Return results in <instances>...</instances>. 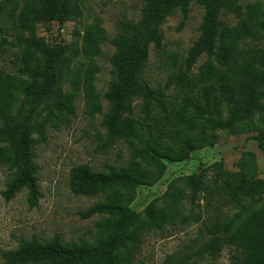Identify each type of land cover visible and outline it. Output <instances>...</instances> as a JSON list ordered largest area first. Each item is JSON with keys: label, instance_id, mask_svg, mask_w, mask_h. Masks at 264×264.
I'll return each mask as SVG.
<instances>
[{"label": "trees", "instance_id": "16d2710c", "mask_svg": "<svg viewBox=\"0 0 264 264\" xmlns=\"http://www.w3.org/2000/svg\"><path fill=\"white\" fill-rule=\"evenodd\" d=\"M138 1L142 3L139 20L119 24L117 35L110 41L114 49L110 60L112 81L103 96L108 112L101 122L111 143L129 145L130 159L126 166L107 173L77 166L69 174V189L74 196L103 198L81 214L84 220L102 219L96 225L98 238L93 243L66 244L58 236L44 244L36 240L21 242L16 250L4 254L2 264H136L145 235L199 222L200 215L185 214L184 204H193L203 191L207 204L212 196L203 185L202 175H190L184 179L190 195L184 189L166 192L142 213L134 212L130 205L136 190L155 186L165 172L164 162H182L191 152L212 147L216 137L207 131L235 136L257 115L263 129L251 140L264 155V49L239 51L242 42L261 40L264 15L258 13L257 7H250L244 17L238 0ZM191 4L201 7L204 13L186 66L191 68L203 56L214 58L218 67L209 64L203 76L221 82L226 117L221 118L222 103L212 102L209 93L204 92V105H195V115L183 121V130L188 132L200 124L196 138L176 145L165 141L169 133L164 132L158 137L149 133L140 141L143 127L132 117L134 103L139 101L145 112L154 103L164 108L162 93L142 79L149 49L162 48L161 28L166 19L177 11L186 17ZM222 14L232 16L238 23L225 26L220 20ZM5 16L26 37L21 39L22 67L18 74L0 70V168L11 174L1 196L9 202L27 191V202L35 208L41 195L33 146L44 141L48 127L57 129L65 123V116L74 114L79 95H83L89 117L101 112L102 101L95 88L99 67L94 61L101 56L107 37L99 23L89 25L81 37L77 34L81 45L70 56H66L65 47L48 48L37 37L36 22L79 19L81 0H0V19ZM78 58L87 62V68L76 66L70 73L71 64ZM69 74V90L64 91L62 83ZM217 187L237 212L204 227L210 239L201 247V255L216 259L227 247L234 252L233 264H264V181L226 174Z\"/></svg>", "mask_w": 264, "mask_h": 264}, {"label": "rangeland", "instance_id": "374dc122", "mask_svg": "<svg viewBox=\"0 0 264 264\" xmlns=\"http://www.w3.org/2000/svg\"><path fill=\"white\" fill-rule=\"evenodd\" d=\"M238 2L244 17L250 7H257L258 13L264 15V0ZM141 9L142 3L138 0H81L79 19L62 23H35L37 37L45 46L65 47L66 56L79 49L81 39L77 34L81 37L85 29L95 23L102 26L107 42L102 46L101 56L94 61L99 67L95 88L102 101V110L89 117L83 95H79L74 103V114L65 116V123L59 124L57 129L48 127L44 132V141L33 146V163L37 168L41 195L35 208H31L27 202V191L17 194L9 202L3 200L1 193L11 174L6 168H0V264L4 262V254L16 250L21 242L36 240L44 244L53 236H58L66 244L81 241L93 243L98 238L96 225L102 219L92 217L84 220L81 214L102 202L103 198L74 196L69 189V174L77 166H88L95 172L107 173L126 166L130 159L129 145L111 143L101 122L108 112L103 96L112 81L110 60L114 49L110 41L117 35L119 24L139 20ZM203 13V9L196 4L190 5L186 17L178 11L174 12L161 28L164 36L162 48L149 49L142 79L151 89L162 93L164 108L154 103L145 112L139 101L134 103L132 117L143 127L140 141L145 140L149 133L158 137L164 132L169 133V139L165 140L167 143L177 145L182 140L194 139L199 133L200 124L197 123L195 129L188 132L183 130V121L185 117L195 115V105H204V92L209 93L212 102L222 103L221 82L203 76L209 64L218 67L214 58L203 56L191 68L186 66L188 51L199 36ZM220 20L228 27L238 23L237 19L226 14H222ZM25 37L26 34L13 27L10 18L5 16L0 19V70L4 73L18 74V69L22 67L21 39ZM249 48L264 49V34L259 41L248 39L242 42L239 51ZM76 66L84 70L88 65L78 58L71 64L70 73ZM70 77L69 74L62 83L64 91L69 90ZM209 87L213 89L209 90ZM221 109V118L225 119V104L222 103ZM261 115L264 117V113ZM262 129L257 115L246 122L235 136L221 131H207L216 137L212 147L195 150L182 162H164L165 172L161 180L153 187L136 190L130 205V209L136 213H142L153 201L161 200L166 192L184 189L190 195L191 190L184 181L190 175H202L203 185L212 194L209 204L206 203L204 191L193 204H184L185 214L200 215L199 222L145 235L136 255V264H233L234 252L227 247L216 259L201 255V247L210 239L204 233V227L237 212L218 190L223 175L233 174L264 181V155L257 143L251 140Z\"/></svg>", "mask_w": 264, "mask_h": 264}]
</instances>
